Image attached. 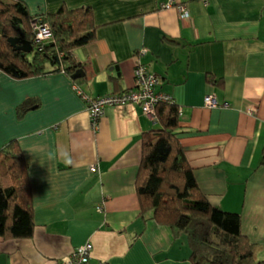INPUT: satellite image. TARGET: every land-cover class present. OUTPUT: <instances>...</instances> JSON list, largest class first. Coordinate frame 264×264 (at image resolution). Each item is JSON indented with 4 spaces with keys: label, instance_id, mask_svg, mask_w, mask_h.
Masks as SVG:
<instances>
[{
    "label": "crops",
    "instance_id": "0c3cea01",
    "mask_svg": "<svg viewBox=\"0 0 264 264\" xmlns=\"http://www.w3.org/2000/svg\"><path fill=\"white\" fill-rule=\"evenodd\" d=\"M20 1L32 16L91 8L97 29L74 50L77 80L0 71V150L16 141L27 159L35 223L30 239L0 238V264H62L87 243L90 264H190L184 235L140 216L142 139L160 123L133 103L106 109L96 124L88 110L89 100L134 90L139 65L179 109L178 137L200 189L241 216L264 258V0Z\"/></svg>",
    "mask_w": 264,
    "mask_h": 264
},
{
    "label": "trees",
    "instance_id": "16d2710c",
    "mask_svg": "<svg viewBox=\"0 0 264 264\" xmlns=\"http://www.w3.org/2000/svg\"><path fill=\"white\" fill-rule=\"evenodd\" d=\"M36 21L51 31V37L40 44L35 40ZM96 29L91 8L63 6L55 14L32 16L24 2L0 0V71L19 80L51 71L71 78L82 70L74 50L93 43ZM22 43H30L31 52L20 50ZM31 102L23 104L20 118L33 106ZM156 117L161 128L142 139L136 178L140 216H151L176 238L184 235L191 250L190 264H264V258L257 259L258 246L242 232L241 216L212 206L200 189L178 137L175 102L159 104ZM34 228L28 162L19 144L11 141L0 150V238L30 239Z\"/></svg>",
    "mask_w": 264,
    "mask_h": 264
},
{
    "label": "built area",
    "instance_id": "2783aa9c",
    "mask_svg": "<svg viewBox=\"0 0 264 264\" xmlns=\"http://www.w3.org/2000/svg\"><path fill=\"white\" fill-rule=\"evenodd\" d=\"M34 28L36 30L35 40L38 44L51 37L49 27L42 22L36 21ZM135 76L136 88L134 90L128 93L125 92L119 95H110L89 100L88 110L94 124L104 115L106 109L129 103L139 105L146 116L157 121L156 107L161 103H172L173 100L170 96L157 90L160 78L150 73L143 65H139L136 68ZM79 94L85 101L88 99L81 92ZM206 105L210 108L218 107V103H216L213 97L206 99ZM92 171L95 172L96 169L92 168ZM92 249L93 246L87 243L77 248L71 256L65 258L62 264H90Z\"/></svg>",
    "mask_w": 264,
    "mask_h": 264
},
{
    "label": "water",
    "instance_id": "95a60500",
    "mask_svg": "<svg viewBox=\"0 0 264 264\" xmlns=\"http://www.w3.org/2000/svg\"><path fill=\"white\" fill-rule=\"evenodd\" d=\"M10 42H11L12 44H15L17 41H11V40H10ZM31 48H32V45H31L30 43H22V47L19 48V49H20V50H23V51H25V52H31ZM83 75H84V74H83L82 70H80V71L76 72V74H74V75L72 76V79H73V80H77V79L81 78Z\"/></svg>",
    "mask_w": 264,
    "mask_h": 264
},
{
    "label": "rangeland",
    "instance_id": "374dc122",
    "mask_svg": "<svg viewBox=\"0 0 264 264\" xmlns=\"http://www.w3.org/2000/svg\"><path fill=\"white\" fill-rule=\"evenodd\" d=\"M218 107H219V105H218ZM258 248L261 249L260 246H259ZM259 249L257 250V255H256L258 260H260V259L258 258V251H259ZM261 259H263V258H261Z\"/></svg>",
    "mask_w": 264,
    "mask_h": 264
}]
</instances>
